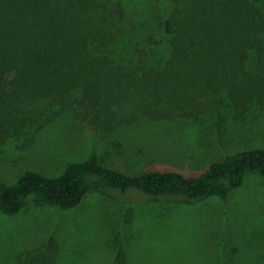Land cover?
Wrapping results in <instances>:
<instances>
[{"label": "trees", "instance_id": "1", "mask_svg": "<svg viewBox=\"0 0 264 264\" xmlns=\"http://www.w3.org/2000/svg\"><path fill=\"white\" fill-rule=\"evenodd\" d=\"M122 1L0 0V140L64 116L107 135L140 118L264 111V0H157L158 34L144 37ZM246 173L264 178V148L230 153L194 175H128L92 152L57 176L28 170L0 181V212L18 213L29 196L70 209L91 189L188 202L226 197ZM57 251L49 236L15 263L56 264ZM113 254L112 264H126L118 241Z\"/></svg>", "mask_w": 264, "mask_h": 264}, {"label": "rangeland", "instance_id": "2", "mask_svg": "<svg viewBox=\"0 0 264 264\" xmlns=\"http://www.w3.org/2000/svg\"><path fill=\"white\" fill-rule=\"evenodd\" d=\"M122 2L136 32L158 34L164 14L157 0ZM256 148H264V111L257 106L198 120L140 118L107 135L64 116L0 140V181L14 183L28 170L57 176L92 152L128 175L149 168L194 175L230 153ZM49 236L58 242L56 264H112L116 241L126 264H264V178L246 173L226 197L192 202L91 189L77 206L61 210L29 196L18 213L0 212V264H16L17 254Z\"/></svg>", "mask_w": 264, "mask_h": 264}]
</instances>
